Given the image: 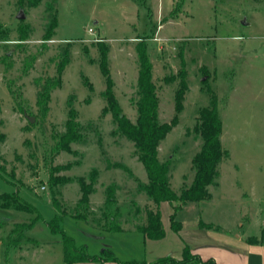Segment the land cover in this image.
I'll use <instances>...</instances> for the list:
<instances>
[{
  "label": "rangeland",
  "instance_id": "1",
  "mask_svg": "<svg viewBox=\"0 0 264 264\" xmlns=\"http://www.w3.org/2000/svg\"><path fill=\"white\" fill-rule=\"evenodd\" d=\"M52 1L26 7L22 22L17 19L19 1L0 0V30L7 33L4 38L0 35V133L5 136L0 140V196L18 191L22 202L34 208V212L0 208V264H65L61 237L48 225L59 213L53 197L60 205L64 232L91 256L110 250L118 262L106 264L179 260L186 246L200 248L192 254L204 263L214 259L221 264H264V0H56L58 28L51 40H44ZM22 26L27 27L24 41ZM101 41L109 48L116 97L133 122L139 75L136 45L148 44L160 99L159 120L170 123L178 115L159 147L160 161H172L171 185L177 194L194 178L192 160L202 145L193 132L198 111L209 105L210 91L218 99L221 141L230 158L220 164L217 184L209 187L211 198L189 202L176 213L175 221L182 224L179 232L171 224L173 205H160L162 240L147 239L136 229L146 223V209L156 205L139 188L148 179L134 144L114 134L111 114H102L106 79L100 69ZM67 48L70 63L62 86L52 92L50 110L41 120L37 81L57 75ZM6 54H11L10 67L4 61ZM182 57L189 89L177 114L179 78L170 84L164 78L179 73ZM11 81L27 113L17 108L8 90ZM69 99L79 113L84 141L72 144V153L51 155L55 136L65 131ZM29 118L35 121L30 123ZM66 165L71 167L55 176L72 181L52 189L51 167ZM93 170L98 177L89 218L77 220L72 214L82 196L78 180L89 183ZM111 184L116 186L118 231L104 227L106 189ZM35 218L16 246L7 240L16 224H30ZM201 222L211 227L203 228Z\"/></svg>",
  "mask_w": 264,
  "mask_h": 264
},
{
  "label": "trees",
  "instance_id": "2",
  "mask_svg": "<svg viewBox=\"0 0 264 264\" xmlns=\"http://www.w3.org/2000/svg\"><path fill=\"white\" fill-rule=\"evenodd\" d=\"M18 1L20 4V9L25 11L26 7H35L39 5L42 0ZM48 11V25L46 27L44 40H51L55 35L56 29L58 28V9L56 0H53L50 4H48ZM21 21L23 22V20ZM0 35H2L4 38L7 36V33L0 30ZM26 37L27 27L22 26L20 28V40L24 41L26 40ZM97 46L100 51V69L106 79V89L102 93V97L104 98L106 105L103 108L102 114H111L116 125L114 134L120 135L134 144L138 159L143 164L148 179L147 183H139V188L156 205L155 209H146V223L143 225H137L136 229L147 239L156 241L162 240L165 237V229L162 222L161 212L159 210L160 205L165 202L173 205L174 214L171 216V224L173 230L179 232L182 228V224L175 221L176 213L181 210L182 205H185L189 202L207 201L211 198L212 195L209 191V187L215 186L217 184L216 181L220 175L219 166L223 161L230 158L228 150L223 147L221 141L223 121L218 108L217 96L212 91H210L209 105L207 107L201 108L198 111L193 132L201 138L202 145L192 160L195 172L194 178L190 186H184L181 193L177 194L171 185L172 161H160L159 147L161 142L177 124L178 115H176L170 123H161L159 120L160 99L158 96L157 85L153 80V64L151 63L148 56V44L145 41H140L136 45L139 75L136 92L137 99L134 100V105L137 111V118L135 122L131 121L124 114L123 109L121 108L116 97L114 91L115 83L111 77L108 67V45L101 41ZM10 57L11 54H6L4 57V61L6 62L7 66L10 65V63H7V60ZM69 63V49L67 48L64 50L62 58L58 63L57 75L54 77H49L43 82L41 80L37 81L38 92L36 104L39 108L41 120L46 118L48 115L52 92L62 86V75ZM181 65L182 68L179 73H177V75L164 78V81L167 84L173 83L179 78V85L175 95L177 114H179L184 108L183 102L189 89L186 81V62L184 61L183 57ZM84 80L90 91H93V86L89 80L87 78H84ZM7 85L9 92L15 100L17 108L20 110V112L27 113L28 111L23 105L22 97L12 88L13 82L11 81ZM88 101H90V99H88ZM68 107L69 111L68 119L65 123V131L55 136L56 143L51 149V155L63 151L72 153V144L84 141V135L82 133L83 128L78 120L79 113L75 109L74 101L72 99H69ZM1 125L2 120L0 119V126ZM4 138L5 136L0 133V140H3ZM70 167L71 165L51 167L49 185L52 189L60 183H68L72 181L70 178H59L58 176H55L57 172ZM118 167L127 172L130 176H133L132 171L128 167L121 164L118 165ZM97 177L98 171L93 170L91 172L89 183H87L84 178H79L78 180L82 196L79 200L76 210L72 214V216L77 220L88 221L90 214V196L95 191ZM0 198V208L34 212V208L31 205L22 202L18 191L13 193H3ZM53 203L59 213L48 225L54 234H58L61 237V242L63 243L64 247L65 264H106L108 262H118V260L108 249H104L101 255L91 256L88 254L85 247H77L75 240L68 236L61 227L63 215L60 214V205L55 197H53ZM174 203L176 205H174ZM116 206V186L111 184L106 189V206L103 213V219L105 220L104 227L107 228L108 231H118L121 229L118 216L115 213ZM37 220L38 218H35L30 224H16L11 230L7 240L16 246L24 237V234L32 229ZM200 226L203 228L211 227V225L202 222L200 223ZM263 239L264 230L262 231V240ZM249 242L260 243V241L258 242L252 239H249ZM155 264L215 263L212 259L204 263L198 255L192 254L189 246H186L184 249V257L181 260L167 257Z\"/></svg>",
  "mask_w": 264,
  "mask_h": 264
},
{
  "label": "water",
  "instance_id": "3",
  "mask_svg": "<svg viewBox=\"0 0 264 264\" xmlns=\"http://www.w3.org/2000/svg\"><path fill=\"white\" fill-rule=\"evenodd\" d=\"M25 12L23 10H20V13L17 15L18 20H24L25 19ZM30 123H33L35 121V118H29Z\"/></svg>",
  "mask_w": 264,
  "mask_h": 264
},
{
  "label": "crops",
  "instance_id": "4",
  "mask_svg": "<svg viewBox=\"0 0 264 264\" xmlns=\"http://www.w3.org/2000/svg\"><path fill=\"white\" fill-rule=\"evenodd\" d=\"M237 237H240L239 235H237ZM200 250V248H196V249H191V252H194L195 254H198V251ZM201 258V257H200ZM202 259V258H201ZM181 260V259H179ZM202 260H205V259H202ZM207 260H210V259H207ZM216 264H221L220 262L212 259Z\"/></svg>",
  "mask_w": 264,
  "mask_h": 264
},
{
  "label": "built area",
  "instance_id": "5",
  "mask_svg": "<svg viewBox=\"0 0 264 264\" xmlns=\"http://www.w3.org/2000/svg\"><path fill=\"white\" fill-rule=\"evenodd\" d=\"M89 32H90V33H93L94 31H93V29H92V28H90V29H89ZM43 188H44V187H43Z\"/></svg>",
  "mask_w": 264,
  "mask_h": 264
}]
</instances>
